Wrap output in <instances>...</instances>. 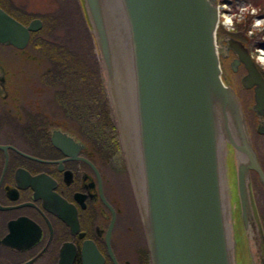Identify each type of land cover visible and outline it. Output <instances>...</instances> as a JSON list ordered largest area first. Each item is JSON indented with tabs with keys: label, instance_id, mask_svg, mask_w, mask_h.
<instances>
[{
	"label": "water",
	"instance_id": "95a60500",
	"mask_svg": "<svg viewBox=\"0 0 264 264\" xmlns=\"http://www.w3.org/2000/svg\"><path fill=\"white\" fill-rule=\"evenodd\" d=\"M78 1L149 264H264L251 177L264 192V171L221 59L231 51L243 63L260 136L264 78L247 47L218 30V0ZM40 24L0 9V44L21 49Z\"/></svg>",
	"mask_w": 264,
	"mask_h": 264
},
{
	"label": "flooded vegetation",
	"instance_id": "af4514ba",
	"mask_svg": "<svg viewBox=\"0 0 264 264\" xmlns=\"http://www.w3.org/2000/svg\"><path fill=\"white\" fill-rule=\"evenodd\" d=\"M55 1L72 10L76 2L81 10L78 0ZM37 2L0 0V9L23 27L41 22L23 48L0 44V264H149L87 25L81 19L86 33L77 48L66 34L68 20L55 28L51 16L30 10ZM222 35L247 47L264 78L250 38ZM221 67L251 138H264L247 110L253 93L241 86L240 58L229 51ZM253 147L264 171L263 152ZM251 177L264 237L258 204L264 192Z\"/></svg>",
	"mask_w": 264,
	"mask_h": 264
},
{
	"label": "rangeland",
	"instance_id": "374dc122",
	"mask_svg": "<svg viewBox=\"0 0 264 264\" xmlns=\"http://www.w3.org/2000/svg\"><path fill=\"white\" fill-rule=\"evenodd\" d=\"M226 4L228 5L227 9L221 8L220 12H226L228 14H232V13H238L240 7L242 6H246V5H251L255 8L258 9V13L256 16H252L250 14H246L245 15V19L243 22H234L235 23V28L236 30L234 32H230V31H226L228 33H232V35H236L238 32L237 29V25H244V24H249V28L246 32L245 37L254 38L253 44V54L255 56H258L259 53L256 51L257 49H264V43L262 44V41L264 40V38L260 35L263 31H264V26H262V29L260 30H255V34L251 37L248 36V32L250 30H252V23L254 20L256 19H264V0H219V6ZM60 2L56 3L55 0H38L37 3L31 4L30 5V10L34 11L37 17H39L41 15L42 19L47 18L49 16H52V18L54 19V23L55 28L58 27V25L63 21L66 22V20H68V24L66 25V28L68 29V31H66V34L68 35H74V38H72L75 42V45L77 48L82 46V37L83 35L86 33L84 27H83V23H82V12L81 10L78 9L77 3L75 2V5L73 7V10L71 9L70 5L66 6L65 9H60ZM219 12V13H220ZM59 15V16H58ZM58 16V17H57ZM46 20V19H45ZM48 23V20H46ZM73 24V26H72ZM82 25V27H81ZM60 27H63V25L61 24ZM58 27V28H60ZM69 28H71L69 30ZM55 30V29H54ZM227 33V34H228ZM57 37L61 36L63 34V31L61 32H56L55 33ZM72 37V36H71ZM259 44L261 45V47L259 46ZM81 45V46H78ZM261 66V65H260ZM262 68H264V66H261ZM252 134V133H251ZM253 137V144L254 146L257 148L258 152L260 153L259 150H262L263 152V156H264V138L261 137H257L254 134H252Z\"/></svg>",
	"mask_w": 264,
	"mask_h": 264
},
{
	"label": "clouds",
	"instance_id": "9594fccd",
	"mask_svg": "<svg viewBox=\"0 0 264 264\" xmlns=\"http://www.w3.org/2000/svg\"><path fill=\"white\" fill-rule=\"evenodd\" d=\"M203 3L207 5L209 8H211L213 0H203ZM220 8L227 9L228 5L226 4L220 5ZM257 13H258L257 8L251 5H246L240 7L238 13L228 14L226 12L221 11L219 13V18L222 21V24L227 31L234 32L236 30L234 22H243L246 14L256 16ZM262 26H264V19L254 20L252 23V30L248 32V36L249 37L253 36L255 34V30L262 29ZM256 51L259 53V55L255 57V61L259 65L264 66V49H257Z\"/></svg>",
	"mask_w": 264,
	"mask_h": 264
},
{
	"label": "trees",
	"instance_id": "16d2710c",
	"mask_svg": "<svg viewBox=\"0 0 264 264\" xmlns=\"http://www.w3.org/2000/svg\"><path fill=\"white\" fill-rule=\"evenodd\" d=\"M237 27V29H238V32H237V34H236V36H245L246 35V32H247V30H248V28H249V24L247 23V24H244V25H237L236 26ZM263 38H264V31L260 34ZM253 41H254V38L253 37H251L250 39H249V44H250V46H251V48L253 49V47H254V44H253ZM264 43V40L262 41V44ZM261 44V45H262ZM261 45L259 44V46L261 47ZM264 45V44H263Z\"/></svg>",
	"mask_w": 264,
	"mask_h": 264
},
{
	"label": "bare ground",
	"instance_id": "6f19581e",
	"mask_svg": "<svg viewBox=\"0 0 264 264\" xmlns=\"http://www.w3.org/2000/svg\"><path fill=\"white\" fill-rule=\"evenodd\" d=\"M82 14V19H83V22L85 23V25H86V18H85V16H84V14L83 13H81ZM51 18H52V16H51ZM53 19V18H52ZM92 39V38H91ZM93 41V40H92ZM58 66H62V64H59ZM100 79H101V82H102V76H101V72H100ZM103 84V83H102ZM65 87V85H63V83H60V85H59V87ZM258 204H259V207H260V209H261V211H263L264 212V204L261 202V199L258 197ZM137 212V211H136ZM137 216H138V214H137Z\"/></svg>",
	"mask_w": 264,
	"mask_h": 264
}]
</instances>
